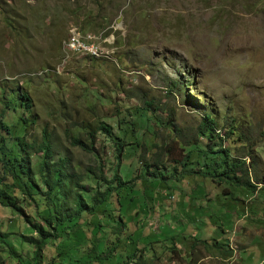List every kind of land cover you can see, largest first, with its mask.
I'll return each instance as SVG.
<instances>
[{
    "label": "rangeland",
    "instance_id": "374dc122",
    "mask_svg": "<svg viewBox=\"0 0 264 264\" xmlns=\"http://www.w3.org/2000/svg\"><path fill=\"white\" fill-rule=\"evenodd\" d=\"M73 29L77 36L96 37V57L66 50ZM14 86L29 98L24 115L34 120L18 127L17 134L37 143L44 129L56 153L79 170L90 167L110 178L117 164L113 146L97 134L94 151L87 154L68 144L65 130L75 134L77 125L91 131L98 121L113 126L119 121L126 131L129 144L121 148L119 164L128 167L127 178L145 193V206H139V195L137 204L132 196L131 207L119 214L123 227L116 231L103 225L105 217L98 219L103 234L109 233L106 245L128 256L120 262L200 264L209 253L203 242L221 236L222 226L228 240L230 215L244 207L247 218L240 224L247 237L264 241V0H0V89L7 93ZM150 102L156 118L163 123L171 117L181 137L163 126L144 131L138 119ZM208 110L215 114L220 136L233 130L222 147L245 164L252 162L249 177L259 180L260 189L245 193L249 199L243 203L240 189L231 200L221 188L216 192L180 167L171 183L160 174L158 183L142 181L150 180L152 170L148 167L144 177L142 164L151 166L157 154L169 173L172 158H181L178 146L196 139V126ZM132 137L142 146H135ZM166 183L173 188L166 189ZM25 226L0 201V235L10 245L0 242V264L32 263V248L20 242ZM58 241L42 249L40 264H67L66 257L79 256L73 242L62 252ZM106 254L96 264H110L101 261ZM252 256L256 262L264 259L263 246ZM86 262L82 257L76 264ZM212 262L208 256L207 263Z\"/></svg>",
    "mask_w": 264,
    "mask_h": 264
},
{
    "label": "trees",
    "instance_id": "16d2710c",
    "mask_svg": "<svg viewBox=\"0 0 264 264\" xmlns=\"http://www.w3.org/2000/svg\"><path fill=\"white\" fill-rule=\"evenodd\" d=\"M0 104L3 107L0 110V201L18 214L26 225L24 233L20 234V242L32 248L31 264H40L42 249L49 242L58 240L57 247L62 252L66 249V243L71 241L74 255L79 254L74 260L68 261L69 257H66L67 264H76L82 257L89 261L86 263L96 264L98 256L105 252L108 255L101 258V261L111 264L112 258L113 264H125V261H120L122 258L126 260L128 256L124 252L123 256H120V253L114 251L115 247L110 248L106 245L109 233L103 234L102 225L98 221L99 217H105L108 222L105 220L103 225H108L110 229L116 231L123 227L119 214L131 207L129 205L132 196L137 204L139 195L142 200L139 206H145V193L132 182V179L127 178L128 167L121 168L119 164L121 148L129 144L125 142L126 131L121 130L119 121L114 123V126L98 121L91 131L77 125L78 130L75 134L65 130L68 144L78 147L87 154L93 153L97 134L111 143L117 164L107 179L102 177L100 171L93 173L90 167L79 170L64 154L56 153L50 135L44 129L41 130L40 141L37 143H28L24 139V134H17L18 127L34 122L29 113L27 116L24 115V109L30 107V100L17 86L9 89L7 93L0 89ZM146 105L148 107L145 110L146 114L138 119L139 124L144 125L145 132L147 127L163 126L173 135L181 137L171 117L162 123L156 118L157 109L152 108L151 102ZM232 123L233 120H230V124ZM131 131L134 132V129ZM232 131L220 136L215 114L209 110L205 111L196 126V139L178 146L181 158H172L169 173L162 169L157 154L156 158L152 159L151 166H148L147 162L142 164L143 168L140 171L144 177L148 173L147 168L152 167L149 172L150 180L142 181H148L150 184L156 181L160 174L162 180L171 183L175 167H180L186 176L201 179L203 183L212 185L216 192L221 188L222 195L229 196L231 200L235 197L234 191L240 189L242 192L239 193V202L243 203L249 199H245V193L252 194L256 189H260L257 188L259 180L256 177H249L252 162L245 164L243 159L230 156L228 147H222L228 139L227 135L230 136ZM199 137H204L203 142L198 139ZM133 141L135 146H142L135 138ZM163 148L170 150L169 147ZM161 171H164L162 176ZM181 175L183 176L182 173ZM140 176L139 174V178ZM91 182H96L97 186L92 188ZM101 182H104L103 190H99ZM168 183L164 184L166 189L173 188L169 187ZM7 190H11L12 195H9ZM243 210L246 211L247 208L244 207ZM244 211L236 212L239 215L232 213L230 221L233 223ZM82 220L84 224H80ZM0 242L10 249V245L1 235ZM140 257L141 255L138 256ZM140 260L139 264H144Z\"/></svg>",
    "mask_w": 264,
    "mask_h": 264
},
{
    "label": "crops",
    "instance_id": "0c3cea01",
    "mask_svg": "<svg viewBox=\"0 0 264 264\" xmlns=\"http://www.w3.org/2000/svg\"><path fill=\"white\" fill-rule=\"evenodd\" d=\"M245 218H247L246 213L241 215L240 218L234 219L228 240L223 236L226 229L222 226L220 227L221 236H217L213 242H203L204 249L208 247L209 253L207 255L214 260L212 264H264V259L256 262L252 256L258 247L263 246L264 248V241H259L257 236L247 237L243 226L240 224L241 222L245 223L243 221ZM233 229H235L234 232ZM258 233L262 234V232ZM208 256L199 259V263L209 264L207 263Z\"/></svg>",
    "mask_w": 264,
    "mask_h": 264
},
{
    "label": "built area",
    "instance_id": "2783aa9c",
    "mask_svg": "<svg viewBox=\"0 0 264 264\" xmlns=\"http://www.w3.org/2000/svg\"><path fill=\"white\" fill-rule=\"evenodd\" d=\"M95 38L93 35L76 36L72 33V38L65 40V48L68 52L81 53L82 55H98L99 51L93 43Z\"/></svg>",
    "mask_w": 264,
    "mask_h": 264
},
{
    "label": "bare ground",
    "instance_id": "6f19581e",
    "mask_svg": "<svg viewBox=\"0 0 264 264\" xmlns=\"http://www.w3.org/2000/svg\"><path fill=\"white\" fill-rule=\"evenodd\" d=\"M73 32H77L75 29H73V30H71V33H70V35H69V37L68 38H70V36H71V34L73 33ZM78 33V32H77ZM75 34V33H74ZM76 35V34H75ZM77 36V35H76ZM65 50V49H64ZM66 54H68V53H66ZM69 55V54H68ZM87 56H89V57H96L97 55H94V54H86Z\"/></svg>",
    "mask_w": 264,
    "mask_h": 264
},
{
    "label": "clouds",
    "instance_id": "9594fccd",
    "mask_svg": "<svg viewBox=\"0 0 264 264\" xmlns=\"http://www.w3.org/2000/svg\"><path fill=\"white\" fill-rule=\"evenodd\" d=\"M95 37V36H94ZM71 53H73V52H71ZM93 58V57H92Z\"/></svg>",
    "mask_w": 264,
    "mask_h": 264
}]
</instances>
